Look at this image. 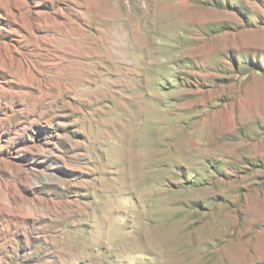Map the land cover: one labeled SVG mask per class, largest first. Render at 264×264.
<instances>
[{
	"label": "rangeland",
	"instance_id": "374dc122",
	"mask_svg": "<svg viewBox=\"0 0 264 264\" xmlns=\"http://www.w3.org/2000/svg\"><path fill=\"white\" fill-rule=\"evenodd\" d=\"M0 264H264V0H0Z\"/></svg>",
	"mask_w": 264,
	"mask_h": 264
}]
</instances>
